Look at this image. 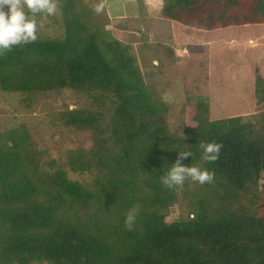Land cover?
Wrapping results in <instances>:
<instances>
[{
	"label": "trees",
	"instance_id": "trees-1",
	"mask_svg": "<svg viewBox=\"0 0 264 264\" xmlns=\"http://www.w3.org/2000/svg\"><path fill=\"white\" fill-rule=\"evenodd\" d=\"M58 5L55 31L0 53V90L85 91L108 102L111 119L102 126L99 113L61 111L63 125L91 132L93 142L75 145L67 162L74 173L94 170L91 188L54 160L42 168L24 127L0 132V264H264V109L260 125L240 114L210 119L198 97L195 126L171 130L169 105L128 45L91 20L82 0ZM161 11L211 31L264 23V0H162ZM254 89L262 100L259 74ZM207 142L221 145L214 161L201 159ZM182 151L192 155L181 163L213 179L164 186L160 177ZM177 191L189 196L187 211L167 219Z\"/></svg>",
	"mask_w": 264,
	"mask_h": 264
},
{
	"label": "rangeland",
	"instance_id": "rangeland-1",
	"mask_svg": "<svg viewBox=\"0 0 264 264\" xmlns=\"http://www.w3.org/2000/svg\"><path fill=\"white\" fill-rule=\"evenodd\" d=\"M82 2L91 8V20H97L110 36L128 45L148 87L169 105L165 119L171 130L195 126L191 115L197 113L198 97L205 100L207 110L203 115L210 119L240 114L243 120L261 124L264 98L256 96L254 78L259 74L264 80V23L211 31L165 18L162 0ZM97 5L102 6L99 12ZM60 12L58 5L54 15L37 14V33L55 31ZM94 97L68 88L32 93L0 90V132L24 127L33 148L40 151L42 168H48L46 164L54 160L70 178L91 188L94 170L74 173L67 163L75 145L89 146L93 142L91 132L63 125L61 111L99 113L100 124L108 125L112 109L107 101ZM84 138L87 141H82ZM263 182L264 178L258 180L260 189ZM188 197L177 191V202L166 218L185 214Z\"/></svg>",
	"mask_w": 264,
	"mask_h": 264
},
{
	"label": "clouds",
	"instance_id": "clouds-1",
	"mask_svg": "<svg viewBox=\"0 0 264 264\" xmlns=\"http://www.w3.org/2000/svg\"><path fill=\"white\" fill-rule=\"evenodd\" d=\"M96 6V11L101 10ZM58 0H0V53L10 50L13 46L26 44L37 39V14L51 16L57 12ZM221 145L217 142L201 143V159L214 161L217 159ZM192 153H178L174 162L168 165L160 177L166 187L180 186L185 178L198 183L210 182L213 173L196 165H184L181 160L191 157ZM135 212L130 210L125 217V225L131 227Z\"/></svg>",
	"mask_w": 264,
	"mask_h": 264
}]
</instances>
